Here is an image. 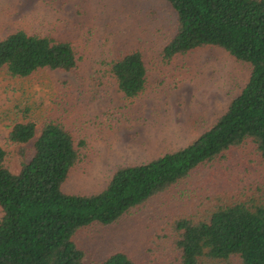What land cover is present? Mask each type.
Returning <instances> with one entry per match:
<instances>
[{
  "label": "rangeland",
  "instance_id": "374dc122",
  "mask_svg": "<svg viewBox=\"0 0 264 264\" xmlns=\"http://www.w3.org/2000/svg\"><path fill=\"white\" fill-rule=\"evenodd\" d=\"M177 25L165 0H0V40L25 31L70 42L78 58L71 71L45 69L27 78L0 72V146L9 169L20 170L17 148L9 142L20 123L36 124L37 137L50 122L72 135L82 161L62 187L70 195L98 193L118 169L149 163L200 138L241 93L250 66L214 46L166 61L162 53ZM135 51L143 55L147 84L129 99L111 65ZM263 194L264 164L254 145L246 143L120 222L79 231L75 242L86 264H101L118 252L134 264H181L178 221H202L219 207ZM240 262L233 257L205 264Z\"/></svg>",
  "mask_w": 264,
  "mask_h": 264
},
{
  "label": "trees",
  "instance_id": "16d2710c",
  "mask_svg": "<svg viewBox=\"0 0 264 264\" xmlns=\"http://www.w3.org/2000/svg\"><path fill=\"white\" fill-rule=\"evenodd\" d=\"M177 14L174 38L165 46L166 61L214 46L250 66V77L219 120L192 144L149 163L123 167L106 187L90 195L62 191L70 172L82 161L72 135L61 125L14 126L9 142L17 148L20 170L7 166L0 146V264H86L75 242L92 226L120 222L155 196L186 180L207 163L251 143L264 164V0H165ZM78 58L70 42L18 31L0 40V72L27 78L40 70L71 71ZM120 92L141 95L147 68L135 51L111 65ZM34 141L33 147L29 144ZM181 264L228 262L264 264V194L210 212L205 220L176 223ZM101 264H134L124 253Z\"/></svg>",
  "mask_w": 264,
  "mask_h": 264
}]
</instances>
